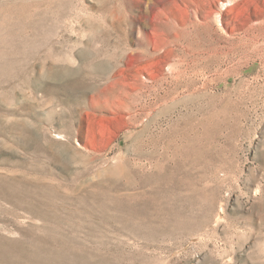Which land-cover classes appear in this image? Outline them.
Returning a JSON list of instances; mask_svg holds the SVG:
<instances>
[{
	"label": "rangeland",
	"instance_id": "rangeland-1",
	"mask_svg": "<svg viewBox=\"0 0 264 264\" xmlns=\"http://www.w3.org/2000/svg\"><path fill=\"white\" fill-rule=\"evenodd\" d=\"M0 264H264V0H0Z\"/></svg>",
	"mask_w": 264,
	"mask_h": 264
},
{
	"label": "bare ground",
	"instance_id": "bare-ground-1",
	"mask_svg": "<svg viewBox=\"0 0 264 264\" xmlns=\"http://www.w3.org/2000/svg\"><path fill=\"white\" fill-rule=\"evenodd\" d=\"M229 1H232V0H229ZM233 1H234V0H233ZM222 5H223V6H224V5H226V4H225V2H223V4H222ZM216 13H217V12H216ZM217 20H219V18H217Z\"/></svg>",
	"mask_w": 264,
	"mask_h": 264
}]
</instances>
